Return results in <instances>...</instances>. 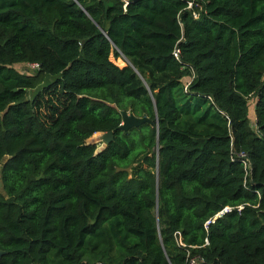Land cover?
Returning a JSON list of instances; mask_svg holds the SVG:
<instances>
[{
	"label": "trees",
	"instance_id": "obj_1",
	"mask_svg": "<svg viewBox=\"0 0 264 264\" xmlns=\"http://www.w3.org/2000/svg\"><path fill=\"white\" fill-rule=\"evenodd\" d=\"M0 182V264H264V0H0Z\"/></svg>",
	"mask_w": 264,
	"mask_h": 264
},
{
	"label": "rangeland",
	"instance_id": "obj_2",
	"mask_svg": "<svg viewBox=\"0 0 264 264\" xmlns=\"http://www.w3.org/2000/svg\"><path fill=\"white\" fill-rule=\"evenodd\" d=\"M110 58L113 60L112 55H110ZM115 62L118 63L119 65L124 64V61L121 60L120 58H115ZM12 67L14 69H16L17 71L22 72V73L31 72V69H33L26 62L13 63ZM189 78H190L189 74H185L182 77V84L184 85V83H186ZM48 79H50V77H47V79L45 81H47ZM34 91L35 90L31 89L30 91H28V95H32L34 93ZM254 101H255L254 95H250L247 99V116L251 122H253V120H254V113H253ZM127 111H129V110L127 109ZM251 122H250V124H251ZM86 140L94 143L97 148L102 147L105 143L101 137V132H99V131L93 132L89 137H87ZM132 164H135V162H133ZM0 190H2L1 189V182H0Z\"/></svg>",
	"mask_w": 264,
	"mask_h": 264
},
{
	"label": "water",
	"instance_id": "obj_3",
	"mask_svg": "<svg viewBox=\"0 0 264 264\" xmlns=\"http://www.w3.org/2000/svg\"><path fill=\"white\" fill-rule=\"evenodd\" d=\"M120 116H121V121L118 127L122 130H126L130 126H136L144 121H148V122L151 121L146 115L137 116L124 109L120 110ZM101 137L105 143L108 142L111 138V131L107 130V131L101 132ZM127 168L128 167H124L123 169L126 170ZM116 169H119V168L117 167ZM222 213L223 212L216 213L214 217L220 216ZM155 218H156V214H155ZM2 253H3V250L0 249V254Z\"/></svg>",
	"mask_w": 264,
	"mask_h": 264
},
{
	"label": "built area",
	"instance_id": "obj_4",
	"mask_svg": "<svg viewBox=\"0 0 264 264\" xmlns=\"http://www.w3.org/2000/svg\"><path fill=\"white\" fill-rule=\"evenodd\" d=\"M189 3H190V2H189ZM189 3H188V4H189ZM189 5H190V4H189ZM193 15L195 16V13H193ZM172 55H173L174 57H176V58H177V56H178V48H177L176 46H174L173 49H172ZM27 64H29V65L31 66V68H33V69L36 68V67L38 66L37 63H35V62L27 63ZM187 83H188V81H187L186 83H184V85H183L184 88L186 87ZM239 154H240V155H244V153H239ZM242 161H243V163L245 164V159L242 160ZM231 208H232L231 206H224V207H222L217 213L227 211V210H229V209H231ZM235 208H236V209H239V208H241V205H236ZM173 235H174L175 239H178L179 232H178V231H174ZM205 242H206V240H205ZM187 264H195V263H194V259H193V258L189 259V261H188Z\"/></svg>",
	"mask_w": 264,
	"mask_h": 264
}]
</instances>
